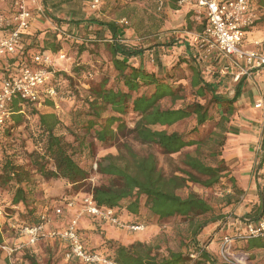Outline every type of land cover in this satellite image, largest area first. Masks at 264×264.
Masks as SVG:
<instances>
[{"label": "rangeland", "instance_id": "obj_1", "mask_svg": "<svg viewBox=\"0 0 264 264\" xmlns=\"http://www.w3.org/2000/svg\"><path fill=\"white\" fill-rule=\"evenodd\" d=\"M10 1L12 5H15L14 3L17 0ZM80 1L81 5L75 2L68 3L62 1L61 6H56L55 0L32 1L37 13L40 14V19L37 21V26L30 31L32 33L23 36L22 39L25 40L24 46L26 44V47L31 48L32 53H36L42 49L46 46L47 42L59 47L58 51L52 53L54 55L55 75L56 73H63L69 78V81L63 77L61 81L57 80L55 85L66 96L63 97L61 93H57L56 97L51 98L46 96L43 90H41L40 99L35 102L33 107L39 114H54L57 116L61 123L58 128V135L63 136L67 142L74 144L75 151H77L76 157L79 159L81 165L89 171V179L73 187L66 185L62 180H46L40 177L36 169L31 165V158L29 157V153L34 148L29 136L31 134H38L37 116H31L28 113L30 118L26 119L25 123L14 128L7 135L0 136V176L2 174L1 164L6 159L4 156H7L11 157L17 166H21L27 171L32 180L31 185L34 188L32 198L36 202H39V205L51 203V201L60 198L62 195L76 193V195L67 196L75 200L79 206L73 214L74 219L80 214L82 197L87 195L85 193L91 191L96 186L110 183V177L103 176L96 171L98 162L106 156L119 155L120 149L125 144L140 156L155 155L159 169L166 176L178 174L177 170L182 168V160L185 155L187 153L194 154L196 151V147H188L178 154L165 155L155 145L144 144L135 139L133 130L139 119L137 114L129 112L126 115H120L110 108L103 112V118L116 116L123 124V128L121 129L117 127L118 123L113 126L112 129L115 135L113 142L107 145L100 144L92 136L87 139L88 145L86 143L85 146L80 147L79 141H76L75 136L70 134L65 127L68 123L71 124L73 118L71 112L74 109L73 102L69 99L66 92L69 90L73 91L77 94L79 100V98H89L92 89L99 88L104 84L105 80L109 81L107 85L114 86L115 88L119 87L116 80L117 72L111 64L109 45L112 44V41L101 39L102 36L98 31L102 27L98 24L90 23L91 20L116 23L119 29L123 31V34H119L121 38L119 42L121 44H133L143 48V53L133 61L134 64L157 75L168 76L171 74L173 78L170 79H173V82H180L184 85L182 95L185 99L176 102H173L171 99H165L162 101L163 107L179 108L194 101L205 102L197 98L194 90L191 88L190 80L192 75L188 63L183 61L185 59L190 61V64L194 66L199 65L200 73L207 81L214 85L216 94L221 98L230 100L237 87V82L234 81V83L232 81L234 75L230 74L229 71L230 64L228 63L231 61L228 62L226 59L216 58V56H213L214 54L208 51L206 45H202L195 39V36L200 34L197 31V26L202 24V21L205 19L204 16H199L197 13L187 15L185 10L167 12L170 11L167 10L169 3L166 4L164 9L159 11L157 5L152 0H100L98 3L96 0ZM255 4L252 1L251 9L255 13L256 19L248 32L255 31L264 36V9ZM103 35L108 36L109 32L103 31ZM182 36L189 39L188 43L191 44L190 52L192 54L179 49V45L183 43L171 40L172 38L178 40V38H183ZM157 42L160 44L166 43V45L154 46ZM259 44L261 43L259 42ZM256 46L260 47V45ZM2 60H7L10 66L15 65V63L11 64L15 58L9 57ZM75 67L81 68L79 69V74L74 72ZM234 68L236 69L237 67ZM243 69L244 67L237 68L238 73H241ZM8 70L12 72L11 67ZM3 72L4 70L0 69V77H3L1 76ZM51 83H54L53 79L49 81V84ZM235 108L238 110L236 105ZM210 113L213 119L197 133H193L189 137L195 140H202L200 150L202 160L208 165H215L216 161L211 158L210 152H212L211 148H213L216 134L221 133L218 126L220 111L211 102ZM195 124V117H190L175 125L158 126L156 129L167 130L168 132L177 131L190 135L189 133ZM229 124H227L228 130ZM79 133L82 135V130H79ZM190 192H195L206 199L216 214L220 213V210L225 206L224 204L227 203L225 185L216 186L212 189H204L197 184L188 183L186 187L178 191V194L186 197ZM11 196L12 193L6 187H2L0 183V264H31L28 257L35 258L39 263L52 260L53 264H57L59 261H65L66 264H84L77 259L72 261L66 260L64 255L66 243L60 240L41 239L35 244L29 243V238L20 233V228L17 226V222L14 221L19 218L17 213L21 215L22 208L11 205ZM116 213L119 218L120 213L118 209ZM10 214H14V220L9 217ZM216 214L215 216H218ZM48 215L53 219L54 212ZM62 216L64 218L68 217L70 219L69 222L73 219L67 213H63ZM223 217L226 218L220 220L219 226L211 230V232L205 233L207 237H201V240L197 239L199 244L204 245L207 251L216 257L221 264L224 262L220 257L219 249L223 239L226 236H234L240 232H232L230 230L231 225L229 222L233 218L230 213L223 214ZM89 221H91V227H89ZM120 221L124 223L122 219ZM154 222L149 226H145L144 231L137 232L110 224L112 228L110 227L109 229L113 230L114 234L116 232V235L112 237H107V232L99 224H104L106 221L81 215L78 226L87 248L93 251H102L103 255H101L103 258L106 255L112 254L110 243L108 242L123 246H131L141 242L152 246L153 253L159 258L167 256L170 251L189 252L188 249L194 241L188 221H184L181 218H173L159 224H154ZM52 229L58 228L52 227ZM85 230L93 231L94 234H90L93 237L91 238L85 234ZM3 246L12 249L13 253L9 256L3 249ZM243 247V241H235L231 249L234 257L238 261H241V264H264V251L246 253L242 251L241 248Z\"/></svg>", "mask_w": 264, "mask_h": 264}, {"label": "trees", "instance_id": "obj_2", "mask_svg": "<svg viewBox=\"0 0 264 264\" xmlns=\"http://www.w3.org/2000/svg\"><path fill=\"white\" fill-rule=\"evenodd\" d=\"M252 1L264 9V0ZM90 23L102 27L98 31L102 36L101 39L112 41L109 45L111 64L117 72L116 80L119 87L109 86L107 85L109 81L105 80L99 88L92 89L89 98H79V100L73 91L66 92L73 102L74 109L71 112L72 122L65 127L70 134L75 136L76 141H79L80 147L85 146L87 139L92 136L100 144L107 145L113 142L115 137L113 126L118 123L117 127L121 129L123 124L116 116L103 118L102 114L108 108L120 115H126L129 112L137 114L139 119L133 130L135 139L144 144L155 145L165 155L178 154L185 148L196 147L194 154L185 155L182 168L177 170L178 174L170 176H166L159 169L155 155L140 156L126 144L120 149L119 155H109L98 162L96 171L103 176L110 177V183L96 186L85 193L93 196L97 206L118 209L119 219L127 224L149 226L153 224V221H155L154 224H159L173 218H181L189 222L194 241L188 249L189 252L170 251L162 258L153 253L152 246L141 242L131 246L108 242L112 254L106 255L105 258L115 264H221L204 245L199 244L197 236L209 224L223 220L225 217L215 216L211 204L195 192L182 197L178 191L186 187L188 183L197 184L204 189L224 185L228 167L222 157V151L228 134L227 124L230 123V117L236 110V98L226 100L218 96L214 85L200 73L199 65L194 66L185 59L183 61L188 63L192 75L191 88L196 97L205 102L194 101L179 108L163 107L162 101L165 99H171L173 102L185 99L182 95L184 85L180 82H173V79H170L173 78L171 74L157 75L134 64L133 61L143 53V48L133 44H121L119 34H123V31L116 23L98 22L95 19ZM206 25L207 20L204 19L202 24L197 26L198 33L202 34ZM103 31H108L109 35H103ZM25 35L27 36L28 33L23 36ZM22 40L17 56L11 63H15L13 67L16 70L10 72L9 68H5L1 76L15 75L23 67H33V57L38 53L52 54L59 50L58 46L47 42L42 49L32 53L31 48L26 47V44L24 46L25 40ZM162 45L166 43L154 44V46ZM190 50L189 53H191ZM79 69L81 68L75 67L74 72L79 74ZM63 77L69 81L65 74L56 73L52 78L54 83L49 85L65 97L66 95L60 92V88L55 85L57 80L61 81ZM210 102L220 111L218 126L221 133L216 134L213 148H211L212 152H210L211 158L216 161L215 165H208L202 160L200 156L202 140L190 138L193 133H197L213 119L210 113ZM34 104L19 98L14 99L11 104V115L1 126L0 136L7 135L14 128L25 123L26 119L30 118L29 115L37 116L38 134L29 136L34 146L29 153L31 165L40 177L46 180H62L66 185L73 187L86 182L90 174L77 159L74 144L58 135L60 120L54 114H39L33 107ZM190 117L196 119L190 135L156 129L158 126L175 125ZM79 130H82V135ZM4 157L6 159L1 164L0 183L12 193L11 205L22 208L21 215L17 213L19 216L17 220L13 219L14 214L9 215L17 222L19 228L40 226L44 222L42 220L44 213H55L57 207L64 208L66 202L70 200L67 196L76 195V193L62 195L51 203L48 202L49 204L39 205V202L32 198L34 188L25 168L17 166L11 157ZM230 182L233 183V179H230ZM232 189L236 192L235 187ZM230 203L231 198H227V204ZM263 212L264 206L261 203L244 222L258 221ZM79 231L81 234V230ZM243 243L244 247L241 249L246 253L264 251V239L262 238L250 239ZM89 251L103 255L100 250ZM28 260L31 264H53L52 260L45 263H39L33 257H28Z\"/></svg>", "mask_w": 264, "mask_h": 264}, {"label": "built area", "instance_id": "obj_3", "mask_svg": "<svg viewBox=\"0 0 264 264\" xmlns=\"http://www.w3.org/2000/svg\"><path fill=\"white\" fill-rule=\"evenodd\" d=\"M100 0H96L98 3ZM161 11L171 0H152ZM180 5L188 4L195 7L199 16H204L207 25L202 34L195 36L196 41L208 47V51L216 58H223L238 64V60L245 61L249 68H264V50L248 49L246 38L249 28L253 25L256 16L251 9L252 0H178ZM17 10L9 16H0V60L15 55L22 45L23 35L29 33L32 22V13L24 5L23 0L15 2ZM53 54L38 53L33 57L34 66L23 67L19 72L11 76H3L0 80V126L11 115V104L14 99L19 98L30 102L40 99L41 90L46 96L54 98L57 96L55 88L49 86V81L54 78L55 69ZM12 71L16 70L13 66ZM228 69V67H226ZM245 72L237 76L241 77ZM262 105L258 103L256 108ZM75 200H68L64 208H57L55 216H62L64 210L76 208ZM80 214L73 218L67 227L63 229L46 228L51 225V216L42 215L44 221L38 227H20V233L29 238V243L35 244L41 239L60 240L66 243L65 259L72 261L77 259L84 264H115L102 255L92 253L85 245L79 231V217L87 215L109 224L118 226L129 231H144L143 224H124L116 215V209L99 207L93 196L87 194L82 197ZM264 239V212L256 222H248L244 231L234 236H226L219 249V254L225 264H241L231 251L235 241H247L250 239ZM10 256L13 250L3 246ZM245 257V256H244ZM236 259V260H235Z\"/></svg>", "mask_w": 264, "mask_h": 264}, {"label": "crops", "instance_id": "obj_4", "mask_svg": "<svg viewBox=\"0 0 264 264\" xmlns=\"http://www.w3.org/2000/svg\"><path fill=\"white\" fill-rule=\"evenodd\" d=\"M23 1L27 9L32 12L31 31L32 28L37 26L40 14L37 13L35 6L32 4L34 0ZM40 1L43 0H39V2ZM62 1L68 3L75 2L81 5L80 0H55V5L61 6ZM16 10L17 8L15 5H12L10 0H0V14L9 16ZM167 10H170L167 12L185 10L187 15L196 14L194 6L188 4L182 6L179 4L178 0H171ZM30 31L28 35L32 33ZM2 35L3 33L0 31V38ZM182 37L183 38H178V40L174 38L171 40L183 43H180L181 45L178 44L179 49L189 52L191 49V44L188 43L189 39L184 36ZM259 42L261 44H259ZM256 45H260V47ZM246 47L250 50H264V36L255 31L247 32ZM17 53L10 57L15 58ZM3 61L4 60L0 61V69L9 68L10 64L8 61ZM228 64H230V74L234 75L232 81L237 82L234 95L230 99L236 98L235 105L238 107V110H235V113L230 117L227 140L223 151V158L228 167V175L224 178L223 184L225 185L226 197L229 199L231 198V203H225L220 213L216 214V212H214L216 215L222 214L221 216L229 213L232 215L233 218L230 220L229 224L231 225L230 230L233 232L244 231L247 224L244 222L245 219L248 218L253 210L259 207L261 203H263L264 206V68H249L245 61L241 60H238L239 65L233 62H229ZM234 67H244L243 70L245 73L241 75V78L237 79L240 73H238L237 68L235 69ZM258 103L262 105L260 108H256ZM230 179H233V183L230 182ZM232 187H235L236 192L233 191ZM78 207L79 206L74 209L65 210L64 214L67 213L73 218L75 209ZM69 220L68 217L64 218V216L58 217L54 215L53 219L51 218V225L46 228V231H49L52 227L62 229L67 225ZM220 220L205 227L202 233L197 236V239L201 240V237L206 236V232H211V230L219 226ZM89 224V227H91V221H89ZM99 224L102 229L107 232V237L116 235V232L114 234V231L109 229L111 226L108 222ZM85 234L92 238L93 236L90 234H94V232L85 230ZM57 264H66V262L59 261Z\"/></svg>", "mask_w": 264, "mask_h": 264}]
</instances>
